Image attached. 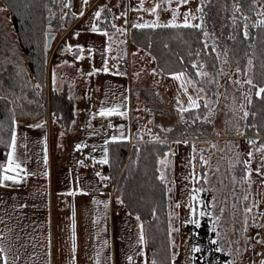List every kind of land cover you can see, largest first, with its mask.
<instances>
[{"label": "rangeland", "instance_id": "rangeland-1", "mask_svg": "<svg viewBox=\"0 0 264 264\" xmlns=\"http://www.w3.org/2000/svg\"><path fill=\"white\" fill-rule=\"evenodd\" d=\"M53 2L51 11L55 15L51 19L54 27L51 26L50 31L55 32L56 36L52 41L51 48L45 54L47 63H45L44 83L41 84V88L37 89L34 85L38 82L27 66L26 55L19 45L9 10L0 0V9H7L6 12H0V95L7 97L11 108L15 109L17 155L26 161L23 166L30 173L24 181L17 185L13 186L11 182H7V187H0V195L30 197L35 202L46 205L47 202H52L58 192L67 194L70 191H75L77 195L78 188L82 186L79 180L83 178L95 179L93 187L96 193L92 195H97H95L97 201L107 202V210H105L104 204L100 203L94 204V211L91 212L89 197H86L87 193H91L89 186H82L84 188L81 192L82 196H73L76 198L75 201L81 198L83 200L79 206L78 204L75 206L77 243L76 251L73 253L72 205L67 203L69 207L66 205L61 209V220L65 222L62 223V226L67 230V232L61 233L64 241L63 247H65L64 253L67 254L65 259L68 262L70 259L72 262L74 254L82 257V240H87L88 231L92 225L94 229L93 248L89 249L91 248L90 241H87L88 245L84 248L85 250L88 248L85 256V258L88 257L87 264H96L97 251H100L101 254V264H127L126 257L134 254L131 246L136 244L138 238V222L135 215L118 209L117 200H113L111 193L109 195L110 179L101 180L95 175L97 170L94 168L93 157L96 161L102 158L103 139H111L113 135L119 136L121 125H123L125 137H131V139L140 138L141 135L159 136L161 130L169 129L180 121L192 125L193 122L183 118L185 112L180 113L178 109L180 106L189 107V95L193 98L199 95L202 118L205 119V123L212 126L210 137L190 138L189 143H184V140H174V155L166 158L170 161L169 167L172 170V178L169 180V187L172 188V192L169 193L171 211L173 212L172 224L179 229L171 236V241L175 243V247L171 246L172 254L174 252L177 254L175 264H209V262L223 264L225 259L233 258L236 264H260V261L264 260V244L256 241L264 238V228L255 227L250 220L247 235L251 237V240L247 242L244 239L245 234L242 232V213L245 206H251L255 200L258 202V208L253 210L252 215L258 216L259 213H264V159H262L264 153L254 151L251 158L246 155L248 151L253 150L248 144V140L256 139L257 146H259L261 139L259 136L248 137L244 134H237L238 131L244 133L246 122L244 119H240L242 113L239 105L245 104L248 111V102L245 97V94L248 93V86L238 85L234 81L242 82L247 78L245 74L248 73V64L245 70L237 72L233 64L223 63L221 67L223 71L218 72L215 94L207 95L205 89L208 87L202 84L203 86H197L202 87L203 92L197 93L193 86L188 85L186 95L181 89L179 81L175 80L172 74L163 73L156 66L150 53L138 48L129 40L130 28L135 23L151 22L156 19L155 15L150 12L136 10L141 0H89V5L83 9V16H79L82 0H72L73 7L70 10L64 9V12H76L77 17L73 18L68 15L64 20L60 19L63 15L60 7L61 0ZM158 2L159 0H143V5L144 8L151 9ZM201 4L202 0H188L187 4L180 5L181 15L177 22L182 23L183 13L191 10L192 14L197 17L192 22L200 23V12L197 11V8ZM101 6H107L108 9H111V13H103L101 19L96 21L98 25L101 23L103 29L107 28L110 34L113 33L110 27L113 22L118 27L127 29L125 35L116 34L115 36L117 41L125 40L126 44H114L111 53L104 52L108 42L107 37L89 30L92 14ZM171 7H177V0H172ZM261 7H264V0H257L256 11ZM121 13H126V17L121 16ZM158 14L161 24H165L171 19V11L165 10L164 7L158 10ZM113 16L119 17V19L113 20ZM125 19L127 24H125ZM255 22V19L250 18L247 21L249 28ZM45 30L49 31V27H46ZM77 31L80 32L79 38L73 35ZM66 43L83 45L85 59L77 61L73 52H62L61 49ZM89 47L94 49L91 56L87 51ZM117 56L120 57L118 60L115 59ZM104 57L108 58L110 71L105 73L101 70L97 74L88 76L87 73L91 72L93 67L103 68ZM250 58L251 56L248 59ZM63 61H67V64H64ZM17 65L20 67L18 68ZM53 70L56 74L55 84L52 81ZM18 72L20 75H17ZM250 75H252V71ZM208 79L207 83L215 82L211 76ZM63 88H67L75 108L73 120L68 127L61 126L51 115L49 109L51 90ZM16 97H20V99H16ZM177 98L181 102L180 105L177 104ZM205 100L208 101V107L204 106ZM11 101H15V103H10ZM116 104L123 105L122 110L127 112V116L100 117L98 114L93 115L98 113L101 106L112 107ZM36 124L43 126L37 128ZM109 124L112 125L111 128L108 127ZM45 137H47V164L44 162ZM177 141L181 142L177 143ZM77 144H85L87 147L78 150ZM193 145H195V155L197 156V160L194 162L195 173L197 177L205 173L208 176V183L203 185L207 190L199 193V197L208 204V210H211L212 198L215 197L217 215H219V207L225 208L217 228V231L221 233V242L227 245V241L239 240V252L236 251L237 245L233 244V256L231 257L227 255V252H215L216 245H213L211 241L217 237L212 231L211 219L209 216H199V211L203 206L197 203V215L191 216L188 207L191 190L194 186L202 185V181L193 185L189 179H186L192 172L189 161L193 155ZM93 146H95V150H93ZM201 151L204 158L209 161L208 166H204L198 160ZM237 153L240 154L241 160H251L253 169L251 188L246 183L241 185L232 179L235 175L236 180L239 181L243 175H246L243 171L245 167L243 163L237 164L234 168L229 167L230 163H235ZM2 157L3 150L0 149V159ZM81 160H84L83 165L79 163ZM198 166H200L199 170ZM104 169L106 170V165H101L100 173L108 177L107 170ZM256 169H260V171L257 172ZM173 181L174 183H172ZM245 194L249 195L247 201L243 200ZM177 202L181 204L180 208L175 207ZM233 203L237 204L235 221L231 215ZM0 204L1 208L6 206L9 210L10 203L7 204V201L4 200ZM191 219L199 220V225L187 222ZM259 223L264 224V218H259ZM233 227H235V231H233ZM32 228L36 229V225L30 222V229ZM41 230L45 233V238H41L40 244L47 247L46 220L41 225ZM22 235L26 236V233ZM105 240L108 242L107 246L104 245ZM35 242L24 243V250L29 257L35 244L38 243L37 240ZM193 246L201 247L202 251L193 253ZM140 247L143 246L137 245V249ZM193 256H195V260L192 259ZM135 259L136 264H143L144 257ZM42 264H47V260L44 259Z\"/></svg>", "mask_w": 264, "mask_h": 264}, {"label": "trees", "instance_id": "trees-1", "mask_svg": "<svg viewBox=\"0 0 264 264\" xmlns=\"http://www.w3.org/2000/svg\"><path fill=\"white\" fill-rule=\"evenodd\" d=\"M1 1L9 10L19 45L26 55L29 70L36 81L43 84L44 32L49 25V9L53 8L55 0ZM234 3L240 5V13L236 14L238 26L232 23ZM252 4L253 0L204 1L203 5L201 4L204 29L211 34V37L207 39L209 45L207 48L203 47L205 38L199 29L163 27L137 29L132 26L129 31V40L138 48L150 53L156 66L163 73L184 71L193 79L200 81L199 86L205 84L208 87L205 89L207 95L215 94L218 72L222 69L225 60L228 64H233L236 69L239 67L245 70L248 58L251 56L254 83L264 85V27H250L249 37L246 38L243 35L244 21L240 18L243 13L255 20L259 19L256 16V5L253 8ZM22 21L26 22L27 31L22 27ZM50 22L54 27L52 19ZM99 26L103 29L101 23ZM213 40H215L216 51L212 50ZM198 51L200 55L197 57L195 53ZM225 51L227 56L224 55ZM218 52L219 58H217ZM193 61H199L215 82L207 83L209 76L196 77L195 69L191 68ZM0 97L5 96L0 95ZM251 101V104L247 106L249 116L244 119L246 122L244 135L259 136L260 141H264V98L256 96L253 92ZM49 107L51 115L60 125L68 127L74 117V102L67 88L51 90ZM200 108L201 106L189 109L183 114L184 119L193 122L192 125L180 121L169 128L170 132L167 129L161 130L159 140L153 139L155 135H145L142 139H118L115 142L109 140L107 145L110 163L106 165V173L114 186L113 195L123 200L122 205L128 213L140 215L147 239L146 245L149 248V258L152 260L154 257L158 264H172V241L168 236L170 200L167 188L169 183L165 184L158 179V169L161 168L158 159L171 156L174 151V140H186L189 143L190 138L210 137L212 126L205 123ZM11 109L7 99H0V139L5 142L10 141L13 128ZM0 149L3 150L0 161H3L7 149L3 143H0ZM166 153L169 154L167 157H165ZM199 169L200 166H198ZM166 177L168 181L172 178L170 167L166 169ZM153 209H155V216L152 214Z\"/></svg>", "mask_w": 264, "mask_h": 264}, {"label": "snow or ice", "instance_id": "snow-or-ice-1", "mask_svg": "<svg viewBox=\"0 0 264 264\" xmlns=\"http://www.w3.org/2000/svg\"><path fill=\"white\" fill-rule=\"evenodd\" d=\"M188 0H177V7L176 8H172V0H159L158 3H156L151 9H146L144 8L143 5V0H141V3L138 7V11H145V12H150L151 14L155 15L156 19L151 21V22H144V23H135L133 25L134 28L137 29H146V28H151V29H155V28H174V29H178V28H185V29H199L204 38H205V43L203 45L204 48H207L209 45L207 44V39L211 37V34L204 29V15H203V6L197 8V11L201 13L199 20L200 23H193L192 21H195L197 19L196 16H194L192 14V11H186L183 13V22L182 23H178L177 19L178 17L181 15L180 13V5L183 4H187ZM89 5V0H82V9L79 12V16H83L84 15V11L83 9L85 7H87ZM202 5H203V0H202ZM256 5V0H253V8H255ZM47 7V6H46ZM61 12L63 13V15H61L60 19L64 20L65 17H67L68 15H71L73 18L77 17V13L76 12H64V9H71L73 7V3L72 0H61ZM162 7L165 8V10H170L171 11V19L168 20L167 23L165 24H161L159 22V14H158V10L161 9ZM233 15H232V23L234 26H238L237 25V13H240V5L238 4H233ZM7 9H0V12H6ZM111 13V9H108L107 6H101L98 10H96L93 14H92V22L89 25V30L92 33H97L100 34L102 36L107 37V45L104 49L105 53H111L113 50V45L114 44H126L125 40H116L115 36L116 34H120V35H125L127 32V29L125 27H118L116 25V23H111L110 27L113 30V33L110 34L107 28L102 29L98 23L96 21H99L102 17L103 13ZM55 14L51 11V9H49V31H45L44 32V51L45 54L47 53V50L49 48V44H48V39L51 37V18L54 16ZM121 16H125L126 17V13H121ZM256 16L260 17L259 19L256 20V22L252 25V27H264V7H261L258 11H256ZM240 18L243 19L244 24H243V35L244 37H249V24L247 23V21L250 19V17L243 15V13H241ZM104 19L106 20L107 17L105 16ZM115 19H119V17H115L113 16V20ZM125 24H127V20L125 19ZM22 27H24V30L27 31V27H26V22L22 21ZM74 37L79 38L80 36V32H74L73 33ZM119 50V49H118ZM212 50L216 51V44H215V40H213L212 43ZM62 52L67 53V52H73L75 59L77 61H83L85 59L84 56V52H85V47L79 43L73 45L70 43H66L64 45V47L61 49ZM89 56H91L94 53V49L89 47L87 49ZM191 55V54H190ZM195 55L198 57L200 55V52H196ZM225 56H227V52L225 51L224 53ZM103 56V53H102ZM220 53H217V58H219ZM120 57L117 56L115 57V59H119ZM45 63H47V60L45 58ZM64 64H67V61H63ZM224 63H227V60L224 61ZM248 64V73H246L245 75L247 76L246 79H244L242 82L240 80L234 81V83L238 84V85H247L248 86V93L245 94V97L247 99L248 104H251V96L254 92V94L256 96L262 97L264 98V85L258 84V83H254V78L252 75H250L251 71H252V66H253V60L250 58L247 61ZM17 67L19 68L20 66L17 65ZM191 68L195 69V76L196 77H208L209 73L207 71L204 70V66L199 62V61H193L191 63ZM103 71L105 73L109 72L110 69L108 67V58L104 57L103 58V68L102 69H98L93 67V70L89 73H87L88 76H92L94 74L99 73L100 71ZM221 72L223 71L222 69L220 70ZM237 72H242V69L237 67L236 69ZM153 72H155V70H153ZM117 74H122V73H117ZM17 75H20V73L18 72ZM172 76L175 80L179 81L180 87L181 89L184 91V93L187 95L188 93V85L193 86L197 93L203 92L204 89L202 87H198L197 85L200 83V81H197L195 79H193L189 74L185 73L184 71H179V72H175L172 73ZM52 81L55 84L56 83V74H55V70H53L52 73ZM35 88L39 89L42 87L41 84L37 83L36 85H34ZM0 99H7V97H0ZM16 99H20V97H16ZM200 97L199 95H197L196 98H193L191 95L188 96V101H189V107L188 108H184L183 106L179 107V112L180 113H184L186 111H188L189 109H194V108H199L200 107ZM235 99V98H234ZM10 103H15V101H11ZM177 104L180 105L181 102L179 100V98H177ZM204 106L208 107V101L205 100L204 101ZM123 105L121 104H116L112 107H103L101 106L98 113H94L93 115H99L100 117H112V116H127V112L122 110ZM239 109L242 113V116L240 117L241 120L246 119L249 116V112L246 110L245 104L241 103L239 105ZM12 112V118H11V123L13 125L12 131H11V135H10V141L9 142H5L2 139H0V143H3L7 149L6 153H5V159L3 161H0V187H7L8 183L7 182H11V184L17 185L19 183H21L22 181L25 180V178L30 174L28 172V169L26 167H24L23 165L26 164L25 160H22L18 155H17V133L15 130V125L17 124V121L15 119V109H11L10 110ZM42 124H36L35 127L40 128L42 127ZM89 127H91V125H89ZM109 128L112 127L111 124L108 125ZM121 127V131H120V135L116 136L113 135L111 136V141L115 142L118 139H127L128 137H125L124 132H123V125L120 126ZM167 131H171V129H167ZM238 135H243L244 133L241 132H237ZM61 135H63V133H61ZM257 135H259V133H257ZM140 138L142 139L143 136L141 135ZM153 139L159 140L160 137L159 136H155L153 137ZM181 141H177V143H180ZM109 140L105 139L104 140V146L102 147V158L99 159V161H96L95 158L93 157V161L94 163H99L101 165H107L110 163L109 160V155H108V145ZM184 143H187V141H184ZM248 144L251 146V148L253 150H250L247 152V156L249 158L253 157L254 155V151H258L261 153H264V141H261V143L259 144V146H257V140L256 139H250L248 140ZM26 147V146H25ZM87 147V145L85 144H77L76 148L78 150ZM193 147V155L191 157V160L189 161L191 167H192V172L189 174L188 177H186V179H189L193 185L199 183L202 181V185L200 187H193L191 190V194L189 196V202H188V207L190 209V213L192 217H195L197 215V208H196V204L199 203L200 205H202V209L199 211V216L200 217H204V216H209L212 222V231L215 233L217 239L211 241V243L213 245H216L215 247V252L216 253H222V252H227V255L229 257L233 256V244L237 245V249L236 251L239 252V240L237 241H227V245H225V243L221 242V233L219 231H217V228L220 224V221L222 219V216L225 212V208L223 206L218 208V212L219 215L216 214L217 211V204H216V198L213 197L212 198V203H211V210H208V204L204 201L201 200L199 197V193L206 191L207 189L205 187H203L204 184L208 183V176L207 174H203L199 177H197L196 173H195V161L197 160V156L195 155V145L192 146ZM213 147H215V145H213ZM93 150H95V146H93ZM44 162L45 164H47V137L44 138ZM169 154L166 153L165 157H167ZM171 155H174V153H171ZM262 159H264V157H262ZM199 161L204 165V166H208L209 165V161L206 160L202 154L199 156ZM79 163L81 165L84 164V160L79 161ZM158 163L161 166L160 169H158L159 172V176L158 179L165 183L168 184L169 181L167 180L166 177V169L170 166V161L166 158H161L158 159ZM244 164V172L246 173V175H243L239 181L236 180V176L233 175L232 179L233 181L240 183L241 185L243 184H247L249 188H251V175H252V171L253 169L251 168V160L250 159H245V160H241L240 159V154L237 153V158L235 163H230L229 167L230 168H234L237 164ZM217 171H219V169L217 168ZM257 172L260 171V169H256ZM46 175V173H45ZM95 175L97 177H100L101 180H108L110 179V177L107 176H102V174L100 172H96ZM174 183V181L172 182ZM167 191L169 193L172 192V188L168 187ZM67 195L69 196H75L76 192L75 191H70L67 193ZM239 199V198H237ZM249 199V195L245 194L243 196V200L247 201ZM119 203H123V200L120 199L119 197L117 198ZM169 200H171V196H169ZM94 204H100L103 203L104 204V208L105 210H107L108 207V203L107 202H101V201H97V200H93ZM176 208H180L181 204L179 202H177L175 204ZM172 205H169V213H168V236L171 238L172 233L173 232H178L179 229L175 228L172 224V218H173V212L171 211ZM258 208V202L257 201H253V203L251 204V206H245L243 209V220H242V232L245 234L244 235V239L245 241H249L251 240V237H249L247 235L248 232V228H249V221L251 220L254 224L255 227L257 228H264V224H260L259 223V218H264V213H259L258 216L257 215H252L253 210ZM236 211H237V204L233 203L232 204V219L233 221H235V216H236ZM152 214L153 216H155V209L152 210ZM76 213H75V206L73 205V212H72V224H71V230H72V251L73 253H75L76 251ZM135 219L138 222V238L136 241V244L132 245V249H133V253L134 254H130L126 257L127 259V264H136V257H144L143 260V264H149L148 259L146 257V254L144 252L143 247H140L139 249H137V245L140 246H145L147 244V239H146V235H145V231H144V225L141 221V217L139 214L136 215ZM187 222L190 223H194L197 226L199 225V220L197 219H191ZM233 231H235V227H233ZM257 236H259V233H257ZM257 243H262L264 244V238L261 239H257L256 241ZM107 241H104V245L107 246ZM172 246L175 247V243L174 241H172ZM202 251L201 247L199 246H193L192 247V252L193 253H200ZM100 251H97L96 253V264H101V260H100ZM176 253L174 252L172 254L171 260H172V264H175V259H176ZM193 260H195V256L192 257ZM16 260H19V257H16ZM0 264H9V259L6 253L5 248L0 245ZM151 264H158L157 260L153 257V259L151 260ZM209 264H211V262H209ZM223 264H236L235 259H225L223 261ZM260 264H264V260L260 261Z\"/></svg>", "mask_w": 264, "mask_h": 264}, {"label": "crops", "instance_id": "crops-1", "mask_svg": "<svg viewBox=\"0 0 264 264\" xmlns=\"http://www.w3.org/2000/svg\"><path fill=\"white\" fill-rule=\"evenodd\" d=\"M127 139H131V137ZM103 145H104V139H103ZM97 164L98 163H94L95 166L94 168H96L97 172H100V168L98 167ZM101 174L103 176V173ZM93 181H95V179L83 178L79 180V183L82 186L84 185L89 186V191L91 193L89 194L87 193L86 197L87 198L89 197L88 200L90 202L91 212L92 210L94 211L93 200L95 199V195H96V194L92 195L93 193H96L94 192L95 189L93 187ZM111 185H109V195L111 193L113 200L114 199L117 200V198H115L113 195L114 186ZM82 186L78 188L79 191L76 197L82 196L81 192L84 190ZM74 197L73 196L67 197L66 193L61 194L58 192L53 197L51 203L47 202L46 205H43L35 202L34 199L30 197L16 196V195L14 196L0 195V202L5 200L7 201V204L10 203L9 210L8 208H6V206L5 208H1L2 205L0 204V208H1L0 209V245H2L6 250L9 259V264H29V263L42 264L44 259L47 260V264H72V263L87 264L88 257L85 258V256L88 248L86 250L84 248H86V246L88 245L87 241L91 242V244H89L91 248L89 249L92 250L93 248L94 229L92 225L90 226V229L88 231L89 237L87 238V240L85 239V241L84 239L82 240V257H79V255L76 256L74 254V256L72 257L73 259L72 262L70 259L69 262L65 259L67 254L64 253L65 247H63L64 241L62 239L61 233L63 231L67 232V230H65V228L63 229L62 223L65 222L61 220L60 211L66 205L69 207L68 205L69 203L70 205H72V209H73V205L76 206L78 204L79 206V204L83 202L82 198L80 200L75 201L74 199L76 198ZM116 204L119 205L118 207L119 210L122 209L123 211L128 213L124 208V206L122 205V203H119L118 200ZM2 209H4V211H2ZM45 220L47 221V227H48L47 247L40 244L41 238L42 237L43 239L45 238V233L42 232L41 230V225ZM30 222L35 223L36 229L35 228L30 229ZM140 222L143 223L142 220ZM24 233H26V236L22 235ZM36 240L38 241V243L35 244L34 250L31 251L30 254L31 256L29 257L26 250H24V243L30 244V242L34 243ZM22 244L23 247H21ZM143 249L149 261V264H151V259L149 258V248L147 247V245H145L143 246ZM16 257H19V260H16Z\"/></svg>", "mask_w": 264, "mask_h": 264}, {"label": "water", "instance_id": "water-1", "mask_svg": "<svg viewBox=\"0 0 264 264\" xmlns=\"http://www.w3.org/2000/svg\"><path fill=\"white\" fill-rule=\"evenodd\" d=\"M55 36H56V33L51 31V37L48 39L49 48H51L52 41L54 40Z\"/></svg>", "mask_w": 264, "mask_h": 264}, {"label": "built area", "instance_id": "built-area-1", "mask_svg": "<svg viewBox=\"0 0 264 264\" xmlns=\"http://www.w3.org/2000/svg\"><path fill=\"white\" fill-rule=\"evenodd\" d=\"M99 167H101V165L100 164H97Z\"/></svg>", "mask_w": 264, "mask_h": 264}]
</instances>
